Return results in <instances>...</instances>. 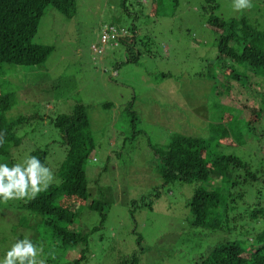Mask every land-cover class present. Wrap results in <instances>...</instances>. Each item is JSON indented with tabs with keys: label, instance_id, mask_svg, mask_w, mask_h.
<instances>
[{
	"label": "rangeland",
	"instance_id": "obj_1",
	"mask_svg": "<svg viewBox=\"0 0 264 264\" xmlns=\"http://www.w3.org/2000/svg\"><path fill=\"white\" fill-rule=\"evenodd\" d=\"M154 1L128 0L126 7L134 20L122 12L120 0H77V13L72 19L51 9L41 18L35 37L54 46L47 60L33 67L4 65L8 71L19 72H12L9 78L15 83L16 99L6 113L7 119L31 113L39 116L27 125L30 127L19 128V133L26 131L28 137L12 151L10 159L25 166L32 150L46 148L45 166L54 176L50 184L59 183L56 173L65 148L48 118L70 112L76 102L86 106L96 143L92 153L96 160L86 165L88 190L92 198L107 199L108 211L103 228L89 236V254L80 264H195L201 255L233 237L227 231L190 224L186 203L194 185L173 182L161 187L162 178L150 161L151 146L168 142L178 134L200 133L208 138L210 132L208 136L201 133L211 125L207 119L224 120L226 113L238 121L245 120L244 112H237L233 100L223 101V113L217 96L211 94L209 72L216 66L213 56L217 35L206 24L203 0H179L173 16L169 15L168 0H161L158 10L156 5L153 7ZM217 1V15L224 19L245 16L257 29L264 30L263 0H251L252 7L239 12L234 10L233 0ZM139 9L143 12H135ZM120 16L126 24L134 21L139 25L136 48L140 55L136 62L125 60L121 45H107L98 52L91 49L92 44H99L103 27ZM237 68L249 74L243 66ZM261 81L264 91V77ZM231 93L236 97L237 88ZM245 97L246 93L241 95ZM131 101L140 119L136 130L141 131L135 134L125 111ZM104 103H111V107L104 108ZM255 127L254 139L249 138L240 147L225 148L226 152L246 162L264 152V137L259 136L264 118ZM0 164L9 163L0 157ZM155 187H161L159 195L153 193ZM30 197L0 202V259L12 243L25 236L43 245L40 258L46 264L76 258V250L60 253L52 249L44 218L20 207ZM141 197L144 203H140ZM60 202L76 207L80 213L72 228L87 232L99 222L97 213L63 198ZM242 209L241 205L230 213L232 222L248 220L249 215ZM56 254L60 259L53 262Z\"/></svg>",
	"mask_w": 264,
	"mask_h": 264
},
{
	"label": "trees",
	"instance_id": "obj_2",
	"mask_svg": "<svg viewBox=\"0 0 264 264\" xmlns=\"http://www.w3.org/2000/svg\"><path fill=\"white\" fill-rule=\"evenodd\" d=\"M76 1L0 0V80L6 82L0 83V157L6 158L10 168L16 164L10 159L12 151L19 148L28 137V132L19 133V128L30 125L39 116L31 113L20 115L14 120L7 119L6 113L16 99L15 83H11L9 78L12 72H19L8 71L4 65L33 67L43 64L54 46L35 40L41 18L53 9L64 18L72 19L77 13ZM127 2L128 0H120V9L128 18H133L127 10ZM168 2L171 10L169 15L173 16L179 0ZM138 3L142 5L143 2ZM160 3L161 0H155L153 7L156 5L158 10ZM218 7L217 0H203L206 24L217 35L214 47L216 52L213 56L216 66L209 72L212 77L211 94L217 96L219 103L215 104L219 105L223 113L226 109L223 101L233 100V103L227 104L232 103L238 108L237 112H244L245 120L238 121L226 113L224 120L207 119L211 125L201 130L204 135L211 133L206 137L207 140L200 133L178 134L168 142L151 146L150 161L162 178L161 187L173 182L194 185L186 203L190 224L211 231H227L229 235H233L231 239L220 242L201 255L195 264H264V152L257 157L254 155L252 161L246 162L240 156L225 150L235 145L240 147L249 138L254 139L255 124L264 118V91L261 90V79L264 77V30L257 29L245 16L224 19L215 13ZM138 26L134 21L126 24L121 16L114 18L112 24L103 27L100 42L91 45L92 51L104 50L107 45H121L125 48V60L136 62L140 55V50L136 48ZM106 27L114 28L116 35L103 42V32L108 31ZM146 51L150 52L149 49ZM237 66H243L249 70V74L242 73ZM234 87L238 91L236 97L231 93ZM245 93L246 97L242 99L241 95ZM102 106L109 108L111 103H104ZM132 107L131 101L125 111L135 134L141 130H136L139 117ZM48 120L59 131L60 143L65 148L64 160L56 173L59 183L50 184L35 198L30 197L21 203L20 207L44 218L43 225L47 230L48 240L52 241V249L60 253L77 251L78 256L70 261L61 262L60 256L56 254L53 262L58 259L57 264H80L89 254V236L103 228L108 211L107 199L92 198L88 190L86 165L89 161L96 160L92 157L96 143L91 135L86 106L80 102H76L70 112L58 114ZM259 136L264 137V129ZM29 156L37 157L45 166L47 149L36 147ZM161 187L153 188V193L159 195ZM62 198L81 205L82 209L97 213L99 222L87 232L72 228L80 213L76 207L72 209L63 205L60 202ZM143 199L141 197L140 203H144ZM241 205L244 213L249 215L248 220L239 222L241 220L234 219L232 222L230 213L240 209ZM236 230L238 233L234 235L232 232Z\"/></svg>",
	"mask_w": 264,
	"mask_h": 264
},
{
	"label": "clouds",
	"instance_id": "obj_3",
	"mask_svg": "<svg viewBox=\"0 0 264 264\" xmlns=\"http://www.w3.org/2000/svg\"><path fill=\"white\" fill-rule=\"evenodd\" d=\"M232 6L239 12L250 9L252 3L251 0H233ZM24 164L26 166L17 163L11 168L7 164H0V198L5 202L29 196L35 198L54 178L52 171L35 156H28ZM42 253L43 245L34 244L25 236L11 244L0 259V264H46L45 259L40 258Z\"/></svg>",
	"mask_w": 264,
	"mask_h": 264
},
{
	"label": "built area",
	"instance_id": "obj_4",
	"mask_svg": "<svg viewBox=\"0 0 264 264\" xmlns=\"http://www.w3.org/2000/svg\"><path fill=\"white\" fill-rule=\"evenodd\" d=\"M107 29H108V31L104 30L103 35H102V41L103 42H107L108 39L114 38V36L116 35V31L114 30V28L108 27ZM94 50H95V48H94Z\"/></svg>",
	"mask_w": 264,
	"mask_h": 264
}]
</instances>
